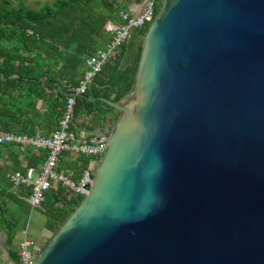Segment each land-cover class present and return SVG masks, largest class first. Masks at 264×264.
<instances>
[{
    "label": "water",
    "instance_id": "obj_1",
    "mask_svg": "<svg viewBox=\"0 0 264 264\" xmlns=\"http://www.w3.org/2000/svg\"><path fill=\"white\" fill-rule=\"evenodd\" d=\"M99 99L106 150L33 264H264V0H161Z\"/></svg>",
    "mask_w": 264,
    "mask_h": 264
},
{
    "label": "trees",
    "instance_id": "obj_2",
    "mask_svg": "<svg viewBox=\"0 0 264 264\" xmlns=\"http://www.w3.org/2000/svg\"><path fill=\"white\" fill-rule=\"evenodd\" d=\"M131 1L53 0L33 8L21 0L15 5L12 0H0V130L28 135L38 131L48 135L54 130L68 93L63 80L70 85L77 83L85 69V58L111 37L103 29L104 23L120 21V11L126 10ZM145 31L138 29L136 35H144ZM140 51L141 44L131 37L122 46L121 58L106 62L86 93L76 96L72 132H78L80 126L94 127L93 123L82 122V118L100 122L115 110L99 97L118 101L132 90ZM87 96L96 99L91 101ZM1 147H8L16 158L18 153L13 152L17 148H12L20 146L3 143ZM25 149L29 166H35L47 155L46 150L34 155L31 147ZM14 168H21L16 161ZM82 198H67L60 184L50 188L44 200L45 227L53 233ZM10 254L21 264L16 250Z\"/></svg>",
    "mask_w": 264,
    "mask_h": 264
},
{
    "label": "built area",
    "instance_id": "obj_3",
    "mask_svg": "<svg viewBox=\"0 0 264 264\" xmlns=\"http://www.w3.org/2000/svg\"><path fill=\"white\" fill-rule=\"evenodd\" d=\"M158 1L161 2V0H145L139 14H130L128 11L122 10L119 13L121 21L107 20L104 23L103 29L111 37L103 48L85 58L84 72L76 84L70 85L63 80V85L68 90L65 106L56 128L48 135L38 133L32 136L0 130V144L15 143L21 148L29 146L36 151H47L39 168L28 166L24 172L13 170L6 175L12 188H29V193L24 199L31 207L44 211L46 192L58 184L64 188L67 198L83 197L89 192L99 163L98 160L107 147V137L88 135L79 138L72 132L70 128L76 96L86 93L106 62L121 58L122 46L130 40L133 30L148 27L157 13ZM64 152L77 154L86 160L79 169L77 179L57 170L60 155ZM17 254L21 264H33L37 254L33 250L32 240L23 238L18 244Z\"/></svg>",
    "mask_w": 264,
    "mask_h": 264
},
{
    "label": "crops",
    "instance_id": "obj_4",
    "mask_svg": "<svg viewBox=\"0 0 264 264\" xmlns=\"http://www.w3.org/2000/svg\"><path fill=\"white\" fill-rule=\"evenodd\" d=\"M144 3L145 0H132L131 4L128 5L125 11H128L130 14H139L143 9ZM137 31L138 29H135V33ZM106 44H104V46ZM40 104L41 103L39 102L38 106H40ZM116 115L117 113L111 111L107 113L100 122H93V120L90 121L87 117L82 118L81 121H84L85 123H93V128L109 130L113 125L112 122ZM81 127L82 126L79 128ZM11 132L18 133L15 131ZM38 133L41 132L38 131L36 134ZM75 135L79 138L84 137V134L80 130H78ZM16 148L17 152H13L14 154L18 153L16 154V158H14V155L9 151L8 147H1L0 149V264H17L12 258L10 251L16 250L17 252L18 244L23 238L26 237L32 240L33 249H36L44 245L51 234V231L45 227L47 216L44 214V211L31 207L24 199L29 193V188L14 189L8 182L6 175L9 171L20 170L24 172L29 166L26 149L21 147H15L12 149ZM36 152L38 153L39 151L33 150L34 155H37ZM14 161L18 163L19 167H21L20 169L14 168ZM42 162L43 161L36 162L37 164L33 167L39 168ZM82 163L83 158L81 156L64 152L60 155L57 170L64 172L65 174L68 173L71 178L77 179ZM14 226L15 229L13 230Z\"/></svg>",
    "mask_w": 264,
    "mask_h": 264
},
{
    "label": "rangeland",
    "instance_id": "obj_5",
    "mask_svg": "<svg viewBox=\"0 0 264 264\" xmlns=\"http://www.w3.org/2000/svg\"><path fill=\"white\" fill-rule=\"evenodd\" d=\"M23 3H24V5H26V6H29V7H33V8H39L41 5H43V4H45V3H51L53 0H21ZM12 5H15L16 3H17V0H12ZM132 2V1H131ZM131 4V3H130ZM129 4V5H130ZM157 5L160 7V5H161V2H157ZM147 29V27H145V30ZM132 36L133 37H135V38H137V43L138 44H142V41H143V36L144 35H141V34H139V35H136V33H135V30H133L132 31ZM113 112H115V113H117L118 114V112L117 111H115V110H113ZM113 123V122H112ZM112 125V124H111ZM101 158V157H100ZM98 161H100V159L98 160ZM66 175L67 176H69L68 175V173H66ZM70 177V176H69ZM51 235V234H50ZM50 235H49V237H50ZM49 237H48V239H49ZM42 246H44V245H42Z\"/></svg>",
    "mask_w": 264,
    "mask_h": 264
}]
</instances>
